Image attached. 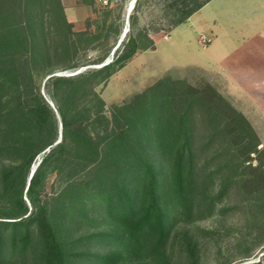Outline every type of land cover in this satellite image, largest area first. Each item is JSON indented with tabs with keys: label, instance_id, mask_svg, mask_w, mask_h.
<instances>
[{
	"label": "trees",
	"instance_id": "trees-1",
	"mask_svg": "<svg viewBox=\"0 0 264 264\" xmlns=\"http://www.w3.org/2000/svg\"><path fill=\"white\" fill-rule=\"evenodd\" d=\"M209 1L165 0L170 27L186 22ZM45 11L48 18L55 14L50 25L59 24L67 48L73 46V24L62 0H0V133L5 136L0 158L14 159L12 154L18 153L23 159L12 160L0 172V195L6 200L0 211V264L24 257L35 236L43 264H71L64 239L67 221L84 222L90 207V222L106 228L88 238L110 249L104 254L78 252L80 256L99 264L135 259L170 264L167 246L174 227L202 212L210 214L227 195L232 177L221 176L216 184L221 166L212 168V161L223 152L238 168L247 161L239 151L260 152L258 135L213 85L201 89L171 75L114 105L109 117L95 86L134 57L141 48L134 38L103 67L71 77L51 76V106L33 85L31 73L35 58L44 56L40 37L47 33ZM147 47L154 48L155 42ZM79 65L71 62L69 68ZM47 147L52 148L30 177L33 160ZM210 150L211 158L201 160V153ZM53 163L64 186L50 200L43 199Z\"/></svg>",
	"mask_w": 264,
	"mask_h": 264
},
{
	"label": "rangeland",
	"instance_id": "rangeland-1",
	"mask_svg": "<svg viewBox=\"0 0 264 264\" xmlns=\"http://www.w3.org/2000/svg\"><path fill=\"white\" fill-rule=\"evenodd\" d=\"M88 3V11L83 12L76 21H71L66 14L73 24L74 34L71 38L75 41L68 48L62 27L59 24L50 25L49 20L56 21L55 14L48 18V12L45 11L47 33L40 37L44 56H37L32 64L33 85L40 88L43 97L55 107V101L48 91L51 76L71 77L100 68L104 61L111 62L116 53H121L131 38L138 40L141 47L138 52L107 82L95 86L106 102L105 113L109 117L112 116L114 105L129 101L166 75L184 79L201 89L208 87V84L213 85L250 121L258 135V148L261 150L251 154L239 151L241 158L247 161L238 168L225 159L226 154L223 152L219 159L212 161V168L221 166L215 179L216 184L220 182L221 176L232 177L227 195L210 214L202 212L191 222L178 223L169 239L167 254L170 264H264V119L260 115L264 110V85L258 86L257 90L256 87H251L252 91L244 99L243 93L229 91L226 76H217V73L203 72L200 69L203 67L217 70L219 64L216 59L232 49L227 40L237 43L246 37L241 27L242 22L231 19L226 12L220 11L222 7L233 5V0H215L173 29L169 24L168 11L165 10V0H138L129 19L123 7L106 8L95 0H89ZM231 11L233 13V9ZM215 20L221 26L218 38L215 36ZM202 36L213 41L204 47ZM150 40L155 42L154 48L147 47ZM73 50H77L76 54H73ZM101 57H105L103 62L97 63L96 60ZM71 62H78L80 65L76 69H70ZM49 67L54 69L47 72ZM66 70H77V73L62 74ZM257 80L263 82L264 79L257 77ZM203 120L202 118L200 122L202 128ZM92 127L98 130L100 125L95 124ZM4 137L0 133V141ZM61 139L60 134L58 141ZM51 148L47 147L38 153L31 168L37 167ZM212 154V150L202 152L201 160L211 158ZM12 156L14 159L9 156L0 158V172L11 165L12 160L17 163L23 160L18 153ZM68 171L69 168L66 169L67 173ZM63 186L55 164L49 165L42 198L50 200ZM5 203V196L0 195V211ZM51 204L58 206L59 201L51 200ZM91 217L94 214L90 207L88 219L84 222L68 218L69 230L64 234V239L72 252L71 264H99L94 258L82 257L78 252L104 254L110 249L108 245L104 246L96 239L88 238L92 233L106 228L104 225L92 224ZM39 248L38 238L35 236L25 256L18 257L13 264H43L38 253ZM124 264L158 263L151 259H135Z\"/></svg>",
	"mask_w": 264,
	"mask_h": 264
},
{
	"label": "crops",
	"instance_id": "crops-1",
	"mask_svg": "<svg viewBox=\"0 0 264 264\" xmlns=\"http://www.w3.org/2000/svg\"><path fill=\"white\" fill-rule=\"evenodd\" d=\"M62 1L66 14L71 21H76L90 7L89 0ZM213 1L215 0H210L202 8ZM221 9L220 11L226 12L229 18L242 22L241 27L246 37L237 43L227 40V43L232 45V49L216 59L219 64L217 70L203 67L200 69L203 72L217 73V76L221 74L226 76L229 91L232 93H243V98L246 99V95L249 96L248 93L252 91L251 87H256L255 89L257 90L258 86L264 85V80L263 82L257 80V77L264 79V0H233V5L229 4L228 8L222 7ZM217 21L215 20L214 24L216 27L215 36L218 38L221 26ZM260 115L264 119V110Z\"/></svg>",
	"mask_w": 264,
	"mask_h": 264
},
{
	"label": "built area",
	"instance_id": "built-area-1",
	"mask_svg": "<svg viewBox=\"0 0 264 264\" xmlns=\"http://www.w3.org/2000/svg\"><path fill=\"white\" fill-rule=\"evenodd\" d=\"M97 4H99L102 7L106 8H116V7H123V9L126 11L127 19H129L131 13L136 7L138 0H95ZM166 38H168V35H166ZM201 41L204 46H207V44L210 42V38H206L205 36L201 37ZM76 71L66 70L63 71L62 74H75Z\"/></svg>",
	"mask_w": 264,
	"mask_h": 264
},
{
	"label": "water",
	"instance_id": "water-1",
	"mask_svg": "<svg viewBox=\"0 0 264 264\" xmlns=\"http://www.w3.org/2000/svg\"><path fill=\"white\" fill-rule=\"evenodd\" d=\"M124 34H125V33H124ZM124 34H123V35H124ZM115 50H116V48L114 49V51H115ZM109 62H110V60H106V61H104L102 64H100L99 67H103L104 65L108 64ZM35 169H36V166L33 167L32 171H31V175H30V177H32V175H33Z\"/></svg>",
	"mask_w": 264,
	"mask_h": 264
},
{
	"label": "bare ground",
	"instance_id": "bare-ground-1",
	"mask_svg": "<svg viewBox=\"0 0 264 264\" xmlns=\"http://www.w3.org/2000/svg\"><path fill=\"white\" fill-rule=\"evenodd\" d=\"M126 32H127V29H126ZM126 32H125V34H126ZM125 34H124V35H125Z\"/></svg>",
	"mask_w": 264,
	"mask_h": 264
}]
</instances>
